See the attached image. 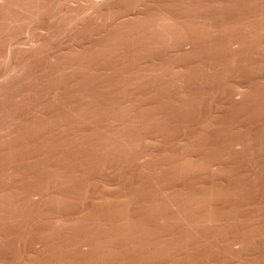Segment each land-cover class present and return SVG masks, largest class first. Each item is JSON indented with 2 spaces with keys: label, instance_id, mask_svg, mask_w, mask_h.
<instances>
[{
  "label": "rangeland",
  "instance_id": "1",
  "mask_svg": "<svg viewBox=\"0 0 264 264\" xmlns=\"http://www.w3.org/2000/svg\"><path fill=\"white\" fill-rule=\"evenodd\" d=\"M0 264H264V0H0Z\"/></svg>",
  "mask_w": 264,
  "mask_h": 264
}]
</instances>
